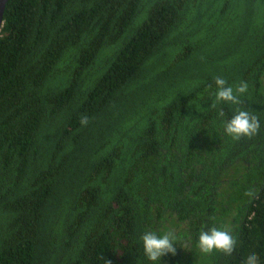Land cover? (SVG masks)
<instances>
[{
    "label": "trees",
    "instance_id": "1",
    "mask_svg": "<svg viewBox=\"0 0 264 264\" xmlns=\"http://www.w3.org/2000/svg\"><path fill=\"white\" fill-rule=\"evenodd\" d=\"M216 76L259 135L223 133ZM225 225L235 252L200 254ZM169 228L160 264H264V0H8L0 264H152L140 237Z\"/></svg>",
    "mask_w": 264,
    "mask_h": 264
},
{
    "label": "clouds",
    "instance_id": "2",
    "mask_svg": "<svg viewBox=\"0 0 264 264\" xmlns=\"http://www.w3.org/2000/svg\"><path fill=\"white\" fill-rule=\"evenodd\" d=\"M216 86L215 103L211 105L216 108L220 103H228L236 106V111L232 117L224 121L223 133L231 137L233 140L252 139L260 134L262 124L261 120L251 108L242 107L245 99L242 96L247 93L249 85L246 81H241L238 85H228L225 78L216 76L214 78ZM211 87V85L209 86ZM218 117L223 118L225 112L221 109L217 113ZM89 119L87 116L80 118L81 126H87ZM246 196L254 195V190L250 189L245 193ZM142 241V249L146 259L152 264H160L161 258L165 255L176 254V232L173 228H169L162 234L148 230L140 237ZM238 239L234 235V230L230 225L223 228L212 226L207 230H201L196 240V248L202 255H211L214 252L230 257L236 250ZM182 248V247H181ZM183 249L188 250V245ZM106 264L110 262L106 261ZM242 264H260V258L257 253L252 252L247 255Z\"/></svg>",
    "mask_w": 264,
    "mask_h": 264
},
{
    "label": "water",
    "instance_id": "3",
    "mask_svg": "<svg viewBox=\"0 0 264 264\" xmlns=\"http://www.w3.org/2000/svg\"><path fill=\"white\" fill-rule=\"evenodd\" d=\"M7 1L8 0H0V29L3 23V16H4V11H5Z\"/></svg>",
    "mask_w": 264,
    "mask_h": 264
}]
</instances>
